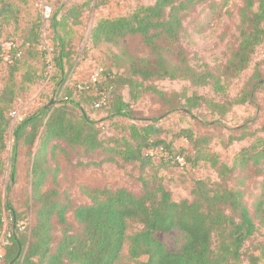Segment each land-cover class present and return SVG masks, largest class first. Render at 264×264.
<instances>
[{
    "label": "trees",
    "instance_id": "obj_1",
    "mask_svg": "<svg viewBox=\"0 0 264 264\" xmlns=\"http://www.w3.org/2000/svg\"><path fill=\"white\" fill-rule=\"evenodd\" d=\"M99 1L101 3L96 6L105 4L104 0ZM217 1L155 0L151 5L138 7L118 17H99L90 34L93 48L101 43L126 47L128 38L140 37L150 49V56L140 58L128 49L123 50L121 55L113 56L115 60L107 68L103 67L97 84L88 79L75 82L72 90L68 87L71 90L69 95L57 101L51 100L19 122L14 130L12 175L16 176L20 143L29 149H35L37 145L36 150L30 153L29 168L35 223L19 233L18 214L11 204H5V210L11 211L13 217V233L2 255L4 264H114L124 246L129 221L142 225V229L130 237V256L134 259L147 256L148 261L144 264H242L245 244L257 232L256 220L264 224V181L253 215L240 187L242 181L237 180L231 185L230 179L238 171L252 177L263 175L264 138L241 148L230 165L211 149L214 135L203 136L182 128L176 136L184 138L191 149L176 148L165 137L167 131L157 120L142 125L132 122L123 136L104 138L98 121L89 118L91 107L107 110L110 117L137 121L132 115L131 105L147 92L169 106L179 102L187 115L205 108L212 114L225 117L235 107L250 103L254 89L256 93L264 89L261 71L264 58L257 61L253 75L242 85L237 96L231 97L228 89L250 68L264 45V0H243L241 43L221 73L210 69L199 71L190 66L186 58L173 63L165 55L168 45L179 43L189 14L206 3L211 9H216ZM86 6L87 3L69 4L55 10L51 20L50 38L56 43L58 53L55 67L61 77L57 86L65 82L66 70L72 71L76 66L70 53L72 33L74 27L82 24ZM14 10L12 5L3 7L2 4L0 14L13 15ZM14 14L16 16V10ZM40 39L39 34L35 42L39 43ZM11 44L10 50L3 49L4 45L0 44V66L7 57V62L11 63L10 77L14 79L23 49L13 42ZM158 80H184L194 87H211L219 99L199 94L190 97L177 92L175 99H171L165 90L152 83ZM125 90H128V99L124 95ZM15 95L12 87H6L0 96V174L4 168L1 155L6 148V133L10 125L8 114ZM258 128L230 130L225 148L264 133V123ZM61 144L66 147H61ZM58 149L67 153L69 163L72 159L67 149L81 151L85 156L105 155L97 163L78 161L76 166L114 163L121 169L131 167L137 171L140 189L83 185L82 191L90 202L74 209V220L80 226L74 231L67 220L70 205L59 199L57 190H45L48 178L57 176V171L52 172L49 165V154L53 156ZM201 162H208L216 169L218 180L195 179L192 198L176 202L161 170L166 166L195 167ZM2 213L0 209V239ZM174 229H179L187 237L180 252H168L155 237L157 232L168 233ZM56 232L61 236L57 238ZM263 260L264 250L260 256L248 255L249 264H264Z\"/></svg>",
    "mask_w": 264,
    "mask_h": 264
},
{
    "label": "rangeland",
    "instance_id": "obj_2",
    "mask_svg": "<svg viewBox=\"0 0 264 264\" xmlns=\"http://www.w3.org/2000/svg\"><path fill=\"white\" fill-rule=\"evenodd\" d=\"M50 0L54 9H63L69 4H83L84 14L82 24L73 28V43L70 53L73 56V70H66V80L57 86L61 77L55 67L57 46L51 40V20L44 21L41 4L43 0H0V8L12 5L13 15L0 14V44L6 49L7 43H15L22 46L23 56L19 60V70L11 79V68L8 59L4 58L0 66V96L6 87H12L15 91V102L8 114L10 125L6 133V148L1 157L4 163L3 172L0 174V209H2V236L0 239V264L5 247L13 233V217L11 211L5 210V204H11L18 214L19 233L26 231L35 223V208L32 201L31 178L29 168L31 167L30 153L35 149H29L20 143L18 148L16 176L12 175L13 148L15 145L14 130L18 122L33 115L41 107L69 95L75 82H82L92 75L99 65L107 68L114 62L115 55H121L123 50H129L133 55L140 58L150 56V49L146 47L140 37H130L122 44L114 46L101 43L93 48L90 40L92 28L99 17H118L141 6L151 5L155 0ZM216 9H211L208 3L196 7L184 21L185 32L178 44L168 45L165 55L173 63L180 58H186L189 65L199 71L206 69L221 73L231 56L240 46L243 0H218ZM4 10V9H3ZM18 11V12H17ZM60 17V15H59ZM40 42H35L39 39ZM43 42H47L50 48L49 53L45 52ZM42 43V44H41ZM264 58V45L259 50L250 68L245 71L240 80L235 81L228 89V94L235 97L240 93L242 85L253 75L255 64ZM51 64L53 66H51ZM264 78V67H261ZM225 82V81H223ZM158 88L165 90L171 99L174 94L184 93L186 96L205 95L214 98L211 87H194L189 81L184 80H158L152 82ZM264 83V80H263ZM149 85V84H148ZM226 85V84H225ZM60 86V87H59ZM71 89H69V88ZM58 91L56 96L55 91ZM128 99V90L124 92ZM132 115L137 121L122 117H110L107 110H95L89 107V118L98 121V127L102 137H121L126 133V127L136 122L139 125L147 121L157 120L167 133L165 137L178 147L191 149L184 138H177L182 128L190 129L203 136L214 135L210 147L218 153L222 161L232 165L235 155L241 150L254 143L259 138H264V133H257L256 137L244 142L234 143L231 147L225 148L226 140L229 138V131L236 128L248 127L258 130L264 123V89L256 93L253 91L251 102L244 106L235 107L225 117L212 114L207 109L195 111L191 115L183 113L182 104L177 102L173 106L160 103L151 92L145 93L137 103H132ZM15 112V117L10 114ZM106 121V122H104ZM61 147H66L63 144ZM72 162L69 163L67 153L56 150L55 154H49V165L52 172L57 171L47 180L45 190H57L59 199L68 203L70 208L67 213V220L74 231L80 226L74 220L73 211L79 205L88 204L90 201L83 193V185L93 186H126L133 191H138L140 185L136 180L137 171L131 167L119 168L118 164H107L104 166H76L75 163L101 161L105 155L95 153L88 156L77 151L67 149ZM210 163L201 162L195 167L177 168L166 166L161 170L165 177L176 202L184 199H191V191L195 179L218 180L217 173ZM237 180L242 181L240 187L244 192V199L255 215V203L261 194L264 172L260 177L249 176L244 171H238L230 179V184H236ZM257 232L245 244L243 249L244 257L242 264H249L248 255L260 256L264 250V224L256 220ZM142 225L137 221H129L126 231V240L122 251L114 264H144L148 261L147 256L134 259L130 256V237L139 232ZM56 237L60 233L56 232ZM155 237L165 246L168 252H180L186 244V234L179 229L168 233L157 232ZM264 263V260L262 261Z\"/></svg>",
    "mask_w": 264,
    "mask_h": 264
},
{
    "label": "built area",
    "instance_id": "obj_3",
    "mask_svg": "<svg viewBox=\"0 0 264 264\" xmlns=\"http://www.w3.org/2000/svg\"><path fill=\"white\" fill-rule=\"evenodd\" d=\"M49 1L50 0H43V2L41 4L42 15H43L44 21H50V20H52V18L54 16V13H55L54 6L51 5ZM11 47H12V44L11 43H7L5 48L7 50H10ZM42 48L44 49V51H46L50 55V52H49L50 51V48H49V45H48L47 42H43V47ZM6 59H8V58L6 57ZM51 66H53V65L51 64ZM103 71H104V68H103L102 65L97 66L95 68V71L89 77L88 81H90L92 84H97L99 82V80L101 79V76L103 74ZM96 107L98 108L99 105H97ZM10 116L11 117H15V112H12L10 114ZM21 121H19V122H21ZM181 162H182V160H181Z\"/></svg>",
    "mask_w": 264,
    "mask_h": 264
},
{
    "label": "crops",
    "instance_id": "obj_4",
    "mask_svg": "<svg viewBox=\"0 0 264 264\" xmlns=\"http://www.w3.org/2000/svg\"><path fill=\"white\" fill-rule=\"evenodd\" d=\"M108 18H111V16H109Z\"/></svg>",
    "mask_w": 264,
    "mask_h": 264
}]
</instances>
